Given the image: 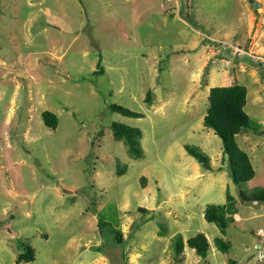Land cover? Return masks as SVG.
Masks as SVG:
<instances>
[{
	"label": "rangeland",
	"instance_id": "rangeland-1",
	"mask_svg": "<svg viewBox=\"0 0 264 264\" xmlns=\"http://www.w3.org/2000/svg\"><path fill=\"white\" fill-rule=\"evenodd\" d=\"M255 3L180 0L174 8V0H0V264H131L139 246L129 237L139 227L150 233L167 228L165 241L149 237L139 264L164 257L174 263L173 237L201 231L213 246L222 237L233 248L211 251L206 260L194 249L188 264L230 258L264 264V235L258 234L264 203L241 197L264 186V135L249 131L258 143L253 147L238 135L256 175L237 184L222 159V138L204 125L208 97L201 95L196 110L191 96L186 99L197 90L193 77L215 46L230 59L216 63H225L228 73L215 85L235 83L234 62L245 54L240 49L247 47ZM148 91L155 106L146 100ZM161 98L166 104L157 110ZM112 103L144 115L113 111ZM47 109L59 117L56 128L44 122ZM245 109L251 125L264 129V103L254 104L249 95ZM113 122L142 130V154L115 138ZM187 144L205 151L220 170L192 180L188 160L200 162ZM228 191L241 221L222 232L202 212L210 203H224ZM156 192L164 205L151 209ZM181 192L184 202L176 196ZM170 206H180L177 222L167 214ZM115 227L129 239L118 243ZM25 245L33 247L35 259L19 263Z\"/></svg>",
	"mask_w": 264,
	"mask_h": 264
},
{
	"label": "trees",
	"instance_id": "trees-1",
	"mask_svg": "<svg viewBox=\"0 0 264 264\" xmlns=\"http://www.w3.org/2000/svg\"><path fill=\"white\" fill-rule=\"evenodd\" d=\"M246 59L255 67L261 68L264 71V63L255 60L252 56L247 55ZM103 70V69H102ZM101 70V71H102ZM209 106L204 115V125L212 128L222 138L224 144L223 159L229 161L230 174L235 183L241 184L253 179L256 175V169L253 164L251 154L243 148L238 142V135L247 130H253L255 133L264 135V129L256 128L251 125V117L246 111L248 101V87L245 84L235 83L232 85L213 86L209 94ZM146 100L152 103V92L148 91ZM113 111H118L127 115L141 117L143 112L131 110L123 105L112 103L109 105ZM44 122L51 128H56L59 123L58 115L47 109L42 113ZM115 138L129 144L130 150L136 154H142L141 146L142 130L140 128L131 127L129 125L113 122ZM187 152L194 156L203 167L206 169H214L211 157L197 146L187 144ZM127 169L126 166H121L118 169V174H123ZM241 197L245 201L262 202L264 203V186L255 187L251 191L241 193ZM141 210H147L141 208ZM238 207L235 205L234 196L228 191L227 200L224 203H210L205 209V218L210 222H215L222 231L229 227H238L240 219L235 218L238 213ZM103 218H100V223ZM165 228H162L164 232ZM115 238L118 243L124 241L123 230L119 227L113 228ZM215 241L219 249L223 251L231 250V242L216 237ZM185 245L196 250L197 254L202 259L207 258L211 243L205 232H198L190 236L186 241L182 233H177L173 237V246L175 257H178L184 251ZM35 259L34 249L30 245H25L24 251L19 254L17 261ZM225 264H238L237 259L230 258Z\"/></svg>",
	"mask_w": 264,
	"mask_h": 264
},
{
	"label": "crops",
	"instance_id": "crops-1",
	"mask_svg": "<svg viewBox=\"0 0 264 264\" xmlns=\"http://www.w3.org/2000/svg\"><path fill=\"white\" fill-rule=\"evenodd\" d=\"M46 1L47 0H39V3L41 4V2H46ZM53 1H54V4L58 3V1H60L61 5L64 4V0L62 1V3H61V0H53ZM101 1L111 3V0H101ZM179 1L180 0H174V2H175L174 8H176V6H178ZM254 1H257L259 3V6H257L258 9H256V11H254L252 8H250V10H249V19H248L249 25H248V33H247L248 39L246 42L247 47H245V48L242 47V50L245 52V54H243L244 55L243 58H241L240 61L234 62L235 63V69H234V76L233 77L235 79V83H240V80L244 79V83H240V84L247 85V87H248V98L250 95L252 97V102L254 104H258L261 102L264 103V71L261 68H258V67L251 65L249 63V61L246 59V56L249 55V56H252L253 58H255V60L261 61L264 63V0H254ZM215 41H218V40H215ZM205 47L206 48H204V49H206L208 51L209 48H207L206 44H205ZM204 49H203V51H205ZM209 51H210V49H209ZM223 52H224L223 50H221L219 47L215 46L211 50V53L214 55H212L211 57H210V55L205 56L202 63L199 65V67L197 69L198 71L193 77L194 85H195L194 89H197V90L194 92H190V94L186 98L189 101L188 97L191 96L190 102L192 103V107L194 110H196L197 101H200V99H201L200 97L202 94H204L205 98L209 97L211 87L221 86V85H215L216 84L215 78L219 77L221 74L228 73V69H227V66L225 65V63L221 64V65L216 64V63H218L219 60L223 63V61L225 62V61H227V59H229L226 55H224ZM205 68H207V71L204 75V69ZM209 80H211V82H213V83H211ZM235 83H233V84H235ZM230 85H232V84H230ZM157 101L158 100L155 99V96H153L152 106H155V104H157L156 103ZM247 103H248V101H247ZM165 104H166V100H162V98H161V100H159V102H158L156 109L157 110L163 109ZM204 115H205V113L203 111V117H202L203 120H204ZM249 131H251V130H247V131L242 132L243 136H245V139H244L245 144H247L248 146H251V147L257 146L258 143L255 142L256 138L251 136ZM222 159H223V157H222ZM252 159H253V157H252ZM188 161L190 164H192L191 168L194 172V173L189 174V177L192 180L200 178V177H206V176L211 177L212 173L220 170V169L215 168L216 166L214 163H213L214 169H206V168L201 167L200 163L194 161L192 158H190ZM176 196H181V200L183 202L186 200L185 192H181V193H179V195H176ZM154 198H156V199L159 198V192H156L154 194ZM163 205H164L163 200L158 199L156 204L153 205V207L151 209H160L163 207ZM179 209H180V206L179 207L170 206L169 210H167L168 216L170 218L174 216L176 222L178 221V219L182 218V216H183V214L181 213V211H179ZM170 214H172V215H170ZM202 215L205 216V211L202 212ZM235 215H236V218H239L241 220V215L239 212L236 213ZM132 222H133V219L129 221L128 228H130L132 226ZM182 230H186V228H183ZM151 231L152 232L150 233V231L147 227H139V229H137L135 232L130 233L129 238H137L138 242L134 243V245L139 246V247L136 249V251L133 255L134 258H131L129 260V263L139 264L137 262V259L142 258L143 251L148 249V247H146V246L152 244V242L150 241L151 238H149V237H152V238L160 240V241L166 240L167 228L164 229L163 233L160 231V227H158L156 230L152 229ZM201 232H204V231H201ZM205 233L207 234V236L210 240V243H211L210 252L211 251H221V249H219L218 246L217 247L213 246L209 233H207L206 231H205ZM124 235L126 236L125 239H127L128 238L127 234L124 233ZM174 235L175 234H172L170 238H172V236H174ZM183 236L185 239L189 238V236H187L185 234ZM140 246H142V247H140ZM210 252H209V254H210ZM194 253H195L194 249L189 250L186 246L183 255H181L179 257V259L180 258L182 259L181 261L177 257V261H175L174 263H171V261H169L167 258L164 257V258H161L160 261H157V262L152 263V264H177L178 261L181 263H184V264H188L186 256H188V255L194 256ZM261 257H263V255H261ZM198 258L202 259L201 256H199ZM174 259H175V257H174ZM226 262H227V259H224L222 264H225ZM249 264H255V262H251Z\"/></svg>",
	"mask_w": 264,
	"mask_h": 264
},
{
	"label": "built area",
	"instance_id": "built-area-1",
	"mask_svg": "<svg viewBox=\"0 0 264 264\" xmlns=\"http://www.w3.org/2000/svg\"><path fill=\"white\" fill-rule=\"evenodd\" d=\"M240 51H243V50L240 49ZM258 234L261 235V236L264 235V228H260L259 231H258Z\"/></svg>",
	"mask_w": 264,
	"mask_h": 264
},
{
	"label": "water",
	"instance_id": "water-1",
	"mask_svg": "<svg viewBox=\"0 0 264 264\" xmlns=\"http://www.w3.org/2000/svg\"><path fill=\"white\" fill-rule=\"evenodd\" d=\"M255 6L257 7V6H259V3L257 2V3H255Z\"/></svg>",
	"mask_w": 264,
	"mask_h": 264
}]
</instances>
